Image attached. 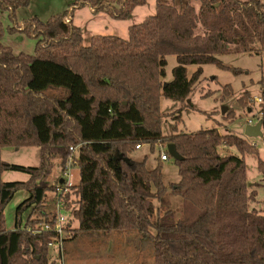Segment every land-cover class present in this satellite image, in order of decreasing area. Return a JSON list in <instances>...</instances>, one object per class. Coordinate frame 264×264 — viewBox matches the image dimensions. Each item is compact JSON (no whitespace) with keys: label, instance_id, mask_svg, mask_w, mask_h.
<instances>
[{"label":"trees","instance_id":"16d2710c","mask_svg":"<svg viewBox=\"0 0 264 264\" xmlns=\"http://www.w3.org/2000/svg\"><path fill=\"white\" fill-rule=\"evenodd\" d=\"M30 0H0V8L15 15ZM147 0H76L95 13L128 18ZM193 2L199 3L197 9ZM75 6L47 20L25 19L18 30L35 40V52L15 53L2 43L0 20V173L28 174L25 181H0V264H56L51 244L86 232L135 230L153 244V264H264V200L251 206L256 189L247 178V153L259 150L245 138L222 134L218 128L184 132L174 115L175 132L162 129V96L185 102L201 80L202 65L214 63L235 74L242 69L224 64L227 53L264 56V2L262 0H156V13L129 26V37L93 35L83 44L82 29L74 24ZM202 26L203 33L197 32ZM177 64L173 79L165 82L167 57ZM198 67L188 75V66ZM260 117L264 142V79L260 81ZM232 90L224 86V93ZM253 100L246 91L239 99ZM233 112L229 111L226 117ZM172 143L180 155L173 161L179 182L163 181V164L149 168L147 159L130 155L137 146ZM34 146L37 165L5 161L2 149ZM235 146L241 156L221 155L219 147ZM71 148H75L73 151ZM79 168L72 193L61 195L77 227L41 231L43 222L55 224L45 209V196L55 189L47 182L53 159L65 169L69 157ZM259 185V184H258ZM183 198L182 213H163L155 200L167 203L168 189ZM29 195L16 208L15 229L6 228L5 209L19 190ZM71 195H73L71 197ZM31 212L22 225L21 215ZM38 209L41 216H32Z\"/></svg>","mask_w":264,"mask_h":264},{"label":"rangeland","instance_id":"374dc122","mask_svg":"<svg viewBox=\"0 0 264 264\" xmlns=\"http://www.w3.org/2000/svg\"><path fill=\"white\" fill-rule=\"evenodd\" d=\"M176 0H165L166 3L174 4ZM264 2V0H262ZM76 0H30L27 6H20L15 10L12 16L10 11L0 8V20L4 25V36L2 43L13 48L15 53L35 52V40L24 32L11 33L8 28L15 27L17 30L22 26L25 19L39 17L47 20L54 14L70 10L75 6L73 22L78 25L83 32V44L89 46L93 35H116L127 39L129 37V26L139 24L147 16L156 13V0H147L146 3L134 8V11L128 18L123 20L116 19L108 12L95 13L89 6H76ZM194 6L199 9V3L193 2ZM199 33L204 32L200 26L197 30ZM225 65L242 69L243 73L235 74L231 70H225L217 64L210 63L202 65L203 73L201 80L195 84L190 97L185 101H174L162 96L160 107L163 112L162 129L165 135L175 132L174 115L178 110L182 114V119L178 122L176 129L184 132H195L200 129H212L216 127L222 134H237L250 142L259 150V157L264 161V142L261 137L246 136L247 124H255L260 117V99L262 96L260 81L264 79V56L244 53H227L219 57ZM168 65L166 66L165 82L173 79L172 70L177 64L174 55L167 57ZM198 65L188 66V75L191 76ZM230 84L232 90L227 94L224 93V86ZM248 91L253 96V100L248 104L240 102V98ZM224 109L226 112L224 113ZM233 114L228 118L227 113ZM2 158L5 161L20 165H37L39 162V150L34 146H24L16 148L6 146L2 150ZM169 154L168 146L163 143L156 145L155 151H152L148 144L142 148H137L130 157L142 161L147 159L146 164L149 168L157 166L158 162L163 164V181L167 187L171 183L179 182L178 168L170 156L167 160L160 159L161 153ZM221 155L236 154L241 156L235 146H220ZM247 163V178L250 186L256 189V200L252 201L251 206L260 209L264 200V172L258 168V156L247 153L244 155ZM53 170L47 176V182L54 185L55 189L48 191L45 196V209L49 218L58 213L57 191L59 175L62 177L64 171L60 165V157L53 159ZM72 182L78 184L79 168L73 166ZM28 174L7 170L0 173V181H25ZM259 184V185H258ZM71 194L72 189L67 191ZM29 192L19 190L14 197L8 202L5 209V220L7 229H15V213L17 206L25 200ZM73 195H71L72 197ZM167 203H161L155 200V205L162 213L166 209L173 210L176 218L181 217L182 202L181 196H176L169 188L165 194ZM64 201V198H62ZM61 214L64 215L65 221L63 226L70 225L75 227L78 221L73 218L71 209L64 206ZM31 208L27 209L21 215L22 225L27 221V216ZM32 216L42 217L38 209H34ZM51 261L56 264H153L154 254L153 244L150 240L145 239L135 230L129 231H112L105 233L102 231L86 232L78 234L76 238L67 239L61 247L52 245L49 250Z\"/></svg>","mask_w":264,"mask_h":264},{"label":"built area","instance_id":"2783aa9c","mask_svg":"<svg viewBox=\"0 0 264 264\" xmlns=\"http://www.w3.org/2000/svg\"><path fill=\"white\" fill-rule=\"evenodd\" d=\"M260 102L262 101V99H258ZM138 149L141 148V146H137ZM73 151H75V148H71ZM169 158V154L162 152L160 159L162 160H167ZM76 162L73 156L69 157L68 162L66 164V168L64 169L63 173H62V177L59 178V182L58 187H57V191H58V197H57V207H58V213H56L55 215H53L52 217L56 218L55 219V224L54 226H52L49 222H43V224L41 225V231L45 230H50V229H54L56 231V233L58 234V236H60V238H62L65 234L64 230H63V222L65 221L64 215L61 214V210H63L62 208L65 206V201H63L61 195H64L67 193V191L71 190L73 187L76 186V184H74L72 182V178L74 175L73 172V166H75ZM59 246L61 247V245H63L62 239H60V241H56L54 243L51 244V246Z\"/></svg>","mask_w":264,"mask_h":264},{"label":"water","instance_id":"95a60500","mask_svg":"<svg viewBox=\"0 0 264 264\" xmlns=\"http://www.w3.org/2000/svg\"><path fill=\"white\" fill-rule=\"evenodd\" d=\"M226 112V110L224 109V113ZM246 136H250V137H262L263 135V131H262V122L258 121L255 124H247L246 126ZM168 151L171 157H173L174 159H179L180 155L176 149V146L172 143H169L168 145Z\"/></svg>","mask_w":264,"mask_h":264},{"label":"crops","instance_id":"0c3cea01","mask_svg":"<svg viewBox=\"0 0 264 264\" xmlns=\"http://www.w3.org/2000/svg\"><path fill=\"white\" fill-rule=\"evenodd\" d=\"M141 148H142V146H141ZM61 176L59 175V178H60ZM78 226V224L77 225H75V227H77Z\"/></svg>","mask_w":264,"mask_h":264}]
</instances>
